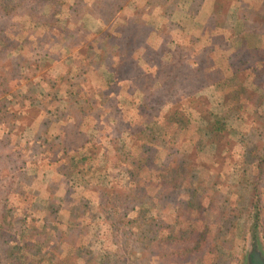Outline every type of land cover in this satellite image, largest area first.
Returning a JSON list of instances; mask_svg holds the SVG:
<instances>
[{
  "label": "rangeland",
  "instance_id": "rangeland-1",
  "mask_svg": "<svg viewBox=\"0 0 264 264\" xmlns=\"http://www.w3.org/2000/svg\"><path fill=\"white\" fill-rule=\"evenodd\" d=\"M16 4L0 13V242L22 245L33 227L42 264H246L254 245L264 255V78L249 70L264 61V0ZM123 49L135 52L121 63ZM178 70L179 91L226 125L220 158L205 118L171 142L155 108L138 110L145 96L171 97L162 112L186 104L190 92L163 84ZM191 147L179 188L151 178Z\"/></svg>",
  "mask_w": 264,
  "mask_h": 264
},
{
  "label": "trees",
  "instance_id": "trees-1",
  "mask_svg": "<svg viewBox=\"0 0 264 264\" xmlns=\"http://www.w3.org/2000/svg\"><path fill=\"white\" fill-rule=\"evenodd\" d=\"M15 0H0V13L2 15H13L14 13L17 12V7L18 4L13 5ZM44 2L48 1V2H62V0H42ZM130 45H134V39H130L129 43L127 44V47ZM126 48V47H125ZM125 49H123V51L121 50V54L120 56V61L121 63H123V61L126 58H130L128 57L129 55H133V52H135L133 49L129 50V52L126 54L127 49L124 51ZM133 51V52H132ZM263 54V52H262ZM231 64V63H230ZM180 65V64H178ZM187 65L186 63L183 64V68L184 66ZM240 65H248V61H240ZM245 66H241L239 67V69L242 70H247V67ZM210 67L208 66L204 71L208 70ZM238 69V71H239ZM249 70L251 71V74H256L259 75L260 77L264 78V61H263V56L259 57L258 59H256L255 63L253 64V66L250 68ZM194 71V70H193ZM203 71V72H204ZM195 73H197L196 71H194ZM183 74V81H179V77L180 75ZM147 77H152L150 75H147ZM168 77V76H167ZM127 78V77H126ZM187 71L184 70V72H182V70H178L176 72V74L174 73V75L169 76L168 81H166L165 85L170 86L171 90L169 91V93H171L172 95H181V93L179 92H183V93H187L190 92V97L189 95H186L185 97L182 96H178V98H180L181 100H183V97L187 100L186 104H179V106H172L173 108H171L170 110H166L164 111V106L166 104V100L170 99L171 97L167 96L166 98L161 97V98H152V101L150 100V96H145L142 99V107H139L138 110L142 111V117H146L145 113L147 111H151L153 108H155V110L158 112V114L160 115L159 120H161V122L163 124L166 125V131H164L162 133V138H168L170 139V141L172 142V135L177 131V129H181L180 131H185L189 129V124L192 123L191 118L193 117L194 120L197 122L199 119H201V117L204 119L205 121L203 122V130H205L204 132V136L207 139V141L209 142L210 147L214 150V154L212 155V159H217L222 157V153L219 152L220 147L218 146V143L220 141V139H222L225 136L226 132V125H224V123L220 122L219 120H212L210 121L208 119V117H204L203 115L208 114L207 111L202 110L201 108H199V105L197 103V98H195L192 94V91H186V89H182L181 91H179L180 89V85L184 84L185 82H187ZM136 81V79H135ZM264 81V79H263ZM147 84V85H146ZM136 87H134L135 89H138V91H140V93L145 94L147 90L151 87L147 82H141L140 83H136L135 85ZM146 89V90H145ZM240 108V107H239ZM238 107H236V111L239 110ZM172 113H176L177 115L172 116ZM193 113V114H192ZM165 119V121H164ZM171 119V121H170ZM152 120H154L152 118ZM168 120V121H166ZM151 121V120H150ZM199 122V121H198ZM170 125V126H169ZM262 146L264 147V144H262ZM194 147H191L190 150L188 152H186V155L184 154V157L188 159L187 162L182 163L179 161V157H181V153L179 150H171L170 154H168L167 156L169 158H171L172 160L166 165V169H164L162 171L163 175H158L159 172L152 176L151 178L155 177L157 183L161 186V187H166V186H170L172 185L173 187H177L179 188V184L182 182L186 181V177L188 176L189 172L187 171V167L190 166V162L191 161V155H192V151ZM254 149L249 150L245 153V157L250 161L251 160V155L252 153L255 152V148H257L256 146L253 147ZM260 163L258 164V167L261 169L264 166V159L259 160ZM144 163V164H143ZM147 163V159H142L140 160L138 163H136L137 167L140 168L141 166H145ZM202 167H204V164L201 163ZM136 169V168H134ZM135 171H134V176H135ZM192 178L194 179L195 177L192 175ZM197 178L192 182L196 183ZM179 212V211H177ZM22 240L23 242L21 243L22 245H17L15 243H6V242H0V261L1 260H7V261H11L14 262L17 260L18 257H15V255L19 254V250L21 249L23 252V249H26V247L28 249H30L31 251L34 252H27L28 254H26V256L22 255V257H20V259H22L23 264H42L44 263V258H39V253L36 250V248L38 247V242H40L41 237H39L38 233L35 232V229L33 227H30L29 232H23L22 235ZM28 240V241H26ZM35 242V243H32ZM52 242V240L50 241V243ZM57 244H61L62 240H61V236L59 234L55 235L54 237V241ZM36 250V251H35ZM45 257H49V253H46L44 255ZM49 260V258H48ZM48 264H62V262L60 263H56L53 261H48Z\"/></svg>",
  "mask_w": 264,
  "mask_h": 264
},
{
  "label": "water",
  "instance_id": "water-1",
  "mask_svg": "<svg viewBox=\"0 0 264 264\" xmlns=\"http://www.w3.org/2000/svg\"><path fill=\"white\" fill-rule=\"evenodd\" d=\"M246 264H264V255L255 245L249 251Z\"/></svg>",
  "mask_w": 264,
  "mask_h": 264
}]
</instances>
